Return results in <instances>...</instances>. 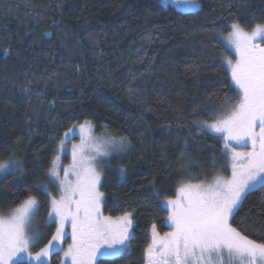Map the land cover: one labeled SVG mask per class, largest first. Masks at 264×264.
<instances>
[{
	"label": "trees",
	"instance_id": "obj_1",
	"mask_svg": "<svg viewBox=\"0 0 264 264\" xmlns=\"http://www.w3.org/2000/svg\"><path fill=\"white\" fill-rule=\"evenodd\" d=\"M175 3L0 0V163L23 165L22 183L20 173L0 177V213L38 199L34 224L44 236L33 251L55 232L46 224L49 195L35 186L54 191L48 170L75 124L127 141L102 170L100 189L104 214L132 213L128 249L98 264H146L153 223L170 231L163 200L185 182L230 174L222 137L197 124L233 96L222 58L235 56L220 35L233 23L247 31L264 24V0H200L194 11ZM233 226L260 239L264 191L249 195ZM60 260V251L50 256Z\"/></svg>",
	"mask_w": 264,
	"mask_h": 264
},
{
	"label": "snow or ice",
	"instance_id": "obj_2",
	"mask_svg": "<svg viewBox=\"0 0 264 264\" xmlns=\"http://www.w3.org/2000/svg\"><path fill=\"white\" fill-rule=\"evenodd\" d=\"M177 2L188 9L201 7L200 0ZM220 40L236 57L233 60L225 54L222 58L234 99L226 95L213 113V122L197 126L220 134L231 175L178 187L175 199L165 201L171 231L160 236L153 223L151 243L145 249L146 264H264V232L256 240L233 226L249 195L264 191V44L257 42L264 41V24L257 23L249 32L233 23ZM8 54L5 50L4 55ZM92 127L90 121L73 126L60 141L58 151L73 135L81 139L79 145L72 146V163L63 168V176L59 155L48 170L50 181L60 190L59 197L48 193L47 184L35 186L49 195L46 224L55 226L44 247L34 254L30 251L44 236L34 224L40 208L35 196L28 195L8 215L0 214V264H48V258L59 251L70 264H98L99 259L114 260L125 254L132 213L115 218L103 215L104 194L99 190L97 165L109 149L122 151L127 141L123 137H94ZM125 171L119 169L121 174ZM13 173L21 174L14 180L22 183L23 165L18 160L0 163V176ZM69 236L72 242L64 249L63 241Z\"/></svg>",
	"mask_w": 264,
	"mask_h": 264
},
{
	"label": "rangeland",
	"instance_id": "obj_3",
	"mask_svg": "<svg viewBox=\"0 0 264 264\" xmlns=\"http://www.w3.org/2000/svg\"><path fill=\"white\" fill-rule=\"evenodd\" d=\"M175 5H176V7L179 9V10H181V11H194V10H196V9H188V8H185L182 4H180V3H178L177 2V0H175ZM231 31V30H230ZM229 31V32H230ZM228 32V33H229ZM249 32H251V31H249ZM228 33H226V34H224L223 36H227L228 35ZM258 43H261V44H264V41H257ZM233 54H234V51H232V50H230ZM234 56H235V54H234ZM235 59H236V57H235ZM234 59V60H235ZM211 122H213V121H209V123H211ZM84 123V122H83ZM83 123H79V124H75V125H73V126H79L80 124H83ZM72 126V127H73ZM93 126V125H92ZM71 127V128H72ZM258 130V129H257ZM68 130H66L64 133H63V136H62V139L61 140H63L64 139V134L67 132ZM215 134H218V133H215ZM92 135L94 136V137H97V138H106V137H112L111 136V134L110 133H108V132H106V131H104V132H96L95 131V129H94V127H92ZM220 135V134H219ZM116 138V137H115ZM117 139H119V138H117ZM81 143V139H80V136L79 135H73L72 137H71V139L70 140H68V141H66V143L63 145V150L62 151H58V149H60V147H61V145L59 144V147H58V149H57V154L55 155V157L57 156V155H59V157H60V159H59V161H58V163L60 164V166H61V172H60V174H61V176H63V168L64 167H67L68 165H70L71 163H72V146L75 144V145H79ZM126 146H127V143L125 144V146H124V149L122 150V151H112L111 149H109L108 150V152H109V154L107 155V156H103V157H100L99 159L101 160V163H99L98 165H97V167H98V170L101 172V180H102V170L105 168V166H107L108 165V162H109V160L111 159V158H113V157H118V156H122V154L124 153V151H125V148H126ZM235 146V145H234ZM239 150H243V149H239ZM229 162H230V160H229ZM5 163V162H4ZM230 174L228 175V176H223V177H229L230 175H231V165H230ZM49 176V175H48ZM1 177V176H0ZM70 179H74V177H70ZM212 180V179H211ZM211 180H207V179H201V180H199V181H196V182H192V181H188V182H185V183H200V182H206V181H211ZM51 182V181H50ZM52 183V182H51ZM185 183H183V184H185ZM53 184V183H52ZM53 186H54V191L52 192V189L50 188V187H48V193H50V195H52V196H56L57 198L59 197V195H60V190H59V188L57 187V185L56 184H53ZM99 190L101 191V189H100V187H99ZM176 195H177V192H176ZM176 195H175V197H176ZM175 197H172L171 199H175ZM170 199V198H169ZM167 199H164L163 200V204H164V206L166 207V205H165V201H166ZM166 209H167V207H166ZM168 210V209H167ZM102 212H103V210H102ZM10 213V212H9ZM9 213H0V214H3V215H8ZM103 215L104 216H109V215H106V214H104L103 213ZM123 215V214H122ZM122 215H118V216H122ZM111 217H113V218H115V217H117V216H111ZM66 231H68V232H70L71 231V229H70V227H66ZM131 231V230H130ZM170 231H171V229H170ZM169 232V231H168ZM164 234H160V236H163ZM72 241H71V238H70V236L69 237H67L64 241H63V245H62V247L64 248V249H66L67 248V246H68V244H70ZM44 247V246H43ZM30 251L34 254L35 252H37V251H39V249L38 250H35V251H33L32 250V248L30 249ZM61 252V260H60V262H59V264H70V261H68V260H66L65 259V257H64V255H63V251H60ZM48 264H50V257L48 258Z\"/></svg>",
	"mask_w": 264,
	"mask_h": 264
}]
</instances>
